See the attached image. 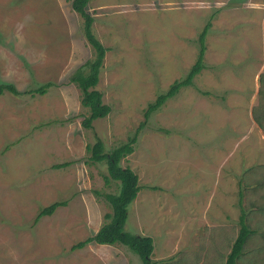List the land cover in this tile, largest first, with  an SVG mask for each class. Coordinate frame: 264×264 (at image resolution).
Returning <instances> with one entry per match:
<instances>
[{"label":"rangeland","instance_id":"374dc122","mask_svg":"<svg viewBox=\"0 0 264 264\" xmlns=\"http://www.w3.org/2000/svg\"><path fill=\"white\" fill-rule=\"evenodd\" d=\"M87 10L107 48L97 89L110 107L92 129L69 81L92 57L71 1L0 0V82L51 85L0 96V264H141L121 245L76 248L118 192L86 146L97 136L109 152L134 135L120 165L140 191L124 230L153 239L156 264H224L241 209L251 229L264 226V0H91ZM208 22L204 69L146 119L194 64Z\"/></svg>","mask_w":264,"mask_h":264},{"label":"trees","instance_id":"16d2710c","mask_svg":"<svg viewBox=\"0 0 264 264\" xmlns=\"http://www.w3.org/2000/svg\"><path fill=\"white\" fill-rule=\"evenodd\" d=\"M70 1L72 10L82 20L81 32L92 49V57L71 74L69 81L79 89L81 94L80 105L86 111L81 125L84 129H92V124L95 120L104 118L110 113V107L103 103L102 93L97 89L99 74L107 48L101 44L92 31L94 19L87 10L91 0ZM210 26L211 24L208 22L198 35L196 60L188 70L185 78L175 81L164 94L159 95L154 102L148 104L144 112L146 119L153 112L159 110L168 99L175 96L180 89L191 86L193 79L204 69L205 37ZM50 86V83H47L34 90L19 92L13 84L0 82V96L7 92L15 96L24 94L44 95ZM135 143L136 135L129 138L126 143L117 146L109 152H105L103 142L96 136L94 142L86 146L89 162L106 164V181L113 180L117 182L118 192L104 196L111 207V213L105 215V223L100 229L84 242L78 244L76 248H82L91 243L97 245H121L137 255L141 264H156V261L152 259L153 239L149 236L130 234L124 230L128 206L135 200L140 191V186L137 175L130 168L121 166L120 162L134 152ZM67 165L63 164L54 167L63 168ZM58 206L59 204H52L47 208L41 209L35 221L40 217L51 215ZM238 222L239 230L226 255L224 264H236L237 259L243 253V247L248 237L254 232L247 224L246 213L243 209H241Z\"/></svg>","mask_w":264,"mask_h":264},{"label":"crops","instance_id":"0c3cea01","mask_svg":"<svg viewBox=\"0 0 264 264\" xmlns=\"http://www.w3.org/2000/svg\"><path fill=\"white\" fill-rule=\"evenodd\" d=\"M252 230L254 232L248 237L247 244L245 243L243 253L237 259L236 264H264V226L259 231L258 229ZM248 245L250 249H247Z\"/></svg>","mask_w":264,"mask_h":264}]
</instances>
